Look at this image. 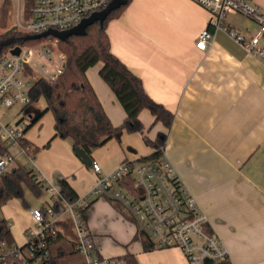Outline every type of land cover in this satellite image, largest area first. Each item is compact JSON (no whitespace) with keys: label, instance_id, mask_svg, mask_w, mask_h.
Wrapping results in <instances>:
<instances>
[{"label":"crops","instance_id":"obj_1","mask_svg":"<svg viewBox=\"0 0 264 264\" xmlns=\"http://www.w3.org/2000/svg\"><path fill=\"white\" fill-rule=\"evenodd\" d=\"M249 2L264 13V0ZM209 19V11L193 0H130L106 25L110 50L141 79L145 92L173 113L171 126L153 122L143 109L142 133L123 130L92 151L98 173L75 153L71 139L54 136L53 119L52 127L50 122L42 126L40 117L38 130L24 135L38 148L31 147L33 159L26 168L58 188L65 178L82 196L99 174L153 152L143 135L151 140L165 135V157L206 215V229L215 231L228 251L221 264H264V65L225 30L209 26ZM224 23L245 37L258 27L236 12L228 13ZM204 28L212 39L200 49L196 42ZM100 65L86 74L110 121L118 125L125 111L98 75ZM86 215L102 255L131 253L139 264H188L179 248L154 247L117 200L93 198Z\"/></svg>","mask_w":264,"mask_h":264},{"label":"built area","instance_id":"obj_2","mask_svg":"<svg viewBox=\"0 0 264 264\" xmlns=\"http://www.w3.org/2000/svg\"><path fill=\"white\" fill-rule=\"evenodd\" d=\"M110 0H12L15 26L24 34L38 35L46 31L61 32L77 25L91 13L103 9ZM210 13L209 26L225 30L228 36L246 52L258 56L264 65V13L249 0H193ZM236 12L257 23V30L248 37L224 23L225 16ZM32 44L12 45L0 57V107L30 103L29 91L34 82L43 78L53 80L64 68L65 55L60 51L59 38L53 34L40 37ZM212 39V32L204 28L198 35L196 46L204 49ZM19 47L17 54L12 53ZM26 121L0 120V174L9 171L15 161L14 147L26 153L27 164L33 151L24 149L19 141L24 138ZM161 154L152 160L133 163L121 161L109 172L99 174L94 186L84 195L68 201L60 189L39 178L32 167L33 178L41 180L44 190L51 193L52 202L30 208L33 227L24 229V240L16 243L0 235V264H59L49 248V242L61 237L58 227L69 221L74 235V250L81 260L73 264H129L122 256H105L98 252L93 236L87 227L86 214L91 200L96 197L119 201L129 212L139 232L145 234L157 248H179L188 264H221L228 251L215 231L206 229V215L185 188L174 167ZM91 168L100 172V164L92 160ZM12 168V167H11ZM131 174L134 184L124 192L121 180ZM64 218H67L66 222ZM2 218L0 217V222ZM64 220V221H63ZM10 222L3 218V225ZM1 225V224H0Z\"/></svg>","mask_w":264,"mask_h":264},{"label":"trees","instance_id":"obj_3","mask_svg":"<svg viewBox=\"0 0 264 264\" xmlns=\"http://www.w3.org/2000/svg\"><path fill=\"white\" fill-rule=\"evenodd\" d=\"M129 2L130 0H126L125 4L110 11L104 20H96L88 25L83 34L59 38V49L65 55L63 71L51 81L39 78L34 82L29 91V104L42 97L45 107L27 123L26 130L49 111L53 116L54 136L71 139L74 151L81 148L91 156L94 149L116 137L123 130L128 133H142L144 127L139 113L143 109L151 113L153 122H161L167 128L171 126L173 113L153 100L145 92L141 79L110 50L106 25L109 20L118 17ZM11 4L12 0L1 1V28L6 25L7 12ZM39 40L35 35L24 34L17 29L2 31L0 57L12 45L32 44ZM97 63H101L98 75L113 91L125 111V117L118 125L110 121L87 77V70ZM143 141L153 149V152L132 161L133 163L157 158L162 152L161 148H164L165 135L160 134L153 140L143 135ZM19 144L27 150L31 147L34 150L38 149L25 138L21 139ZM6 151L7 149L3 148L0 152ZM120 184L131 190L134 184L132 175L127 174ZM23 185H28L37 197L45 191L42 181L34 179L26 167L19 165L0 174V207L11 199L23 198ZM58 185L63 198L72 201L77 197L65 178H60ZM0 224L2 238L4 235L8 241H12L10 229L3 225V218ZM145 248H148L146 244ZM60 251L65 252L63 249ZM122 257L129 264H139L135 255L131 253H125Z\"/></svg>","mask_w":264,"mask_h":264},{"label":"rangeland","instance_id":"obj_4","mask_svg":"<svg viewBox=\"0 0 264 264\" xmlns=\"http://www.w3.org/2000/svg\"><path fill=\"white\" fill-rule=\"evenodd\" d=\"M1 1L2 0H0V4ZM14 25V8L11 4L7 12L6 25L3 28L0 27V32L8 30ZM44 107L45 103L42 97H39L33 103L27 105L24 108H22V106L19 104H14L8 108L0 107V120L3 122L12 123L20 118H23L24 121L30 122L32 118L37 115V113L41 112L44 109ZM52 119V113L49 111L45 112L40 118L42 126L47 125V123L50 122L52 127ZM31 129L37 131V124L35 125L34 123L26 130L27 136L30 135L29 132L31 131ZM12 152L14 155H16V160L12 162V164L9 166V169L17 165L26 167V154L21 152H19L20 154H17L16 149L12 150ZM51 202V193L44 191V193L40 197H37L28 185H23V198L11 199L0 207V217L3 218L4 216L10 222V233L16 243H21L24 240L25 228L34 226V221L29 213V209L42 207ZM64 220L66 222L67 218H64ZM61 224L62 220L58 221L56 223V228L59 229L62 236L50 241L49 248L52 255L58 258L59 264H73L76 261L81 260V255L74 250V235L72 233L69 221L66 222V227H58V225ZM60 249H63L65 252H61Z\"/></svg>","mask_w":264,"mask_h":264},{"label":"water","instance_id":"obj_5","mask_svg":"<svg viewBox=\"0 0 264 264\" xmlns=\"http://www.w3.org/2000/svg\"><path fill=\"white\" fill-rule=\"evenodd\" d=\"M126 0H110L108 2V4L101 10L96 11L91 13L88 17L84 18L83 20H81L77 25L61 31V32H55V31H46L43 32L41 34L36 35L37 38L46 36L47 34H53L54 36H56L57 38H64L68 35L71 34H83L85 32V29L88 25L92 24L94 21L96 20H104L107 15L109 14L110 11L118 8L119 6L125 4ZM16 26H12L9 30L15 29ZM12 53L17 54L19 52V47H14L12 50ZM75 153L83 160V162L85 164H90L91 163V158L90 156L81 148H77L75 150Z\"/></svg>","mask_w":264,"mask_h":264}]
</instances>
